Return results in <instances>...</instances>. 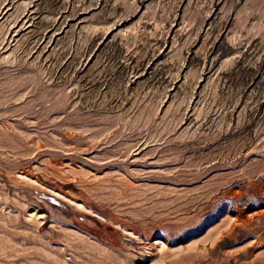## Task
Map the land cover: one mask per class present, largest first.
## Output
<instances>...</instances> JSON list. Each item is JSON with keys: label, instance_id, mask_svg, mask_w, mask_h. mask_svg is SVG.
Here are the masks:
<instances>
[{"label": "rangeland", "instance_id": "rangeland-1", "mask_svg": "<svg viewBox=\"0 0 264 264\" xmlns=\"http://www.w3.org/2000/svg\"><path fill=\"white\" fill-rule=\"evenodd\" d=\"M0 264H264V0H0Z\"/></svg>", "mask_w": 264, "mask_h": 264}]
</instances>
